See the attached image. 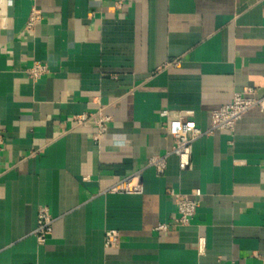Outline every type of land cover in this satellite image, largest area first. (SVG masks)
<instances>
[{"label":"crops","instance_id":"1","mask_svg":"<svg viewBox=\"0 0 264 264\" xmlns=\"http://www.w3.org/2000/svg\"><path fill=\"white\" fill-rule=\"evenodd\" d=\"M35 61L49 71L33 81ZM248 85L263 93L264 0H0V264H263V110L196 139L185 170L174 154L149 165L174 144L163 109L206 129ZM100 111L97 142L76 117ZM134 176L142 192L116 189ZM197 187L176 224L168 190ZM41 206L56 219L43 244Z\"/></svg>","mask_w":264,"mask_h":264},{"label":"built area","instance_id":"2","mask_svg":"<svg viewBox=\"0 0 264 264\" xmlns=\"http://www.w3.org/2000/svg\"><path fill=\"white\" fill-rule=\"evenodd\" d=\"M120 6V2L118 3ZM42 19L41 11L33 7L27 22V26L32 28ZM174 65L179 63V60L170 62ZM49 71L46 63L35 61L28 69V77L36 81ZM254 108H259L264 111V85L263 93L258 94V89L253 85L244 87L242 91L233 93L232 101L224 104L211 112V121L209 127L203 129L199 127L191 118L192 111H174L163 109L161 116L165 119V127L167 134L173 138V147L165 154L153 155L149 159V165L153 166L158 173H163L166 169V162L169 155L174 154L178 157L179 167L185 170L189 167L191 161V146L193 142L201 136L213 135L220 130H234L238 121L249 111ZM111 118L101 111L98 113H82L76 117L78 125L96 126L97 133L94 139L100 142L103 136L107 133ZM138 177V175H136ZM128 179L126 183L119 184L116 189L126 190L127 192H142L141 185L130 187L129 184L135 177ZM125 187V189H124ZM168 192L174 197L177 206L178 216L175 218V223L178 225H188L190 220L196 214L200 204L202 190L197 187L190 193H183L169 189ZM55 217L51 214L48 206H41L37 213L36 227L33 231L40 244L47 241L53 232V224ZM159 231L169 229L168 224L161 223L156 227ZM106 247H118L120 245V234L115 229H110L106 232ZM263 264H264V257Z\"/></svg>","mask_w":264,"mask_h":264}]
</instances>
